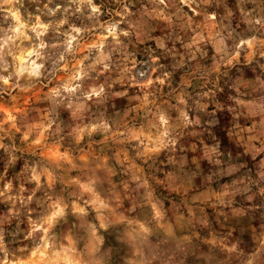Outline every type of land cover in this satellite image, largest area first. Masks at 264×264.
Instances as JSON below:
<instances>
[{
    "label": "rangeland",
    "instance_id": "obj_1",
    "mask_svg": "<svg viewBox=\"0 0 264 264\" xmlns=\"http://www.w3.org/2000/svg\"><path fill=\"white\" fill-rule=\"evenodd\" d=\"M0 264H264V0H0Z\"/></svg>",
    "mask_w": 264,
    "mask_h": 264
},
{
    "label": "bare ground",
    "instance_id": "obj_2",
    "mask_svg": "<svg viewBox=\"0 0 264 264\" xmlns=\"http://www.w3.org/2000/svg\"><path fill=\"white\" fill-rule=\"evenodd\" d=\"M21 23V22H20ZM26 47H24L22 50H25ZM22 50L19 52V54L17 55L18 57V60L20 62V64L22 65L23 62H28L29 60V55L31 53V50L30 49H26L24 52H22ZM20 65V66H21Z\"/></svg>",
    "mask_w": 264,
    "mask_h": 264
}]
</instances>
